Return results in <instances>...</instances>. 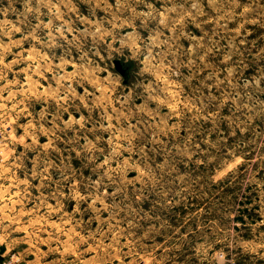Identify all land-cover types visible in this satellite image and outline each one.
Wrapping results in <instances>:
<instances>
[{
    "label": "rangeland",
    "instance_id": "374dc122",
    "mask_svg": "<svg viewBox=\"0 0 264 264\" xmlns=\"http://www.w3.org/2000/svg\"><path fill=\"white\" fill-rule=\"evenodd\" d=\"M0 264H264V0H0Z\"/></svg>",
    "mask_w": 264,
    "mask_h": 264
}]
</instances>
